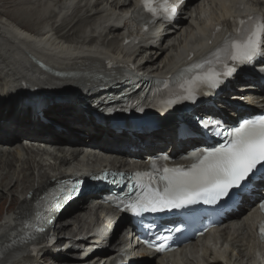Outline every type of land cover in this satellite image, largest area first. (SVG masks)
I'll use <instances>...</instances> for the list:
<instances>
[{"label":"bare ground","instance_id":"obj_1","mask_svg":"<svg viewBox=\"0 0 264 264\" xmlns=\"http://www.w3.org/2000/svg\"><path fill=\"white\" fill-rule=\"evenodd\" d=\"M0 1L8 6L4 10L7 7L0 4V193L11 199L19 194L16 208L6 211L0 220V264H68L71 259L97 264L92 258L104 255L109 256L105 264H114L119 258L131 264H261L252 233L254 211L236 216L212 235L171 253L168 261L142 252L135 238L112 236L116 215L106 210L109 217L103 219L97 208L99 195L106 192L102 188L95 195L79 198L61 215L55 231L62 235L60 243L66 239L62 246L72 242L73 247L53 251L46 246L29 248L26 235L19 237L16 247L3 249L2 244L21 231L37 200L58 176L95 170L101 165L128 166L133 160L128 155L145 158L167 147L178 151L200 145L192 141L186 147L189 140L176 141L175 118L163 119L161 128L151 132H129L102 124L86 106L88 97H82L97 95L98 75L84 82L44 75L34 64L36 59L53 69L84 71L111 58L134 64L146 76L171 74L190 52L199 55L210 48L202 38L212 26L240 13L259 10L264 14V0H202L194 10L187 9L194 1L188 0L174 26L158 24L147 33L135 27L141 14L134 0ZM208 8L212 13L202 19ZM107 33L114 36L107 40ZM17 34L29 41L20 40ZM125 34L131 39L126 50L121 46L123 39L119 40ZM144 56L147 59L141 62ZM24 84L37 86L48 95L57 94L58 99L28 103ZM253 93L256 99L264 97V87ZM132 146L138 147L139 153L132 152ZM73 210L78 215L72 220L71 231L69 222L62 227L60 222ZM129 224L126 217H119L121 229ZM98 225H103L101 236L83 237ZM109 234L112 237H107ZM105 243L112 246L103 247ZM98 244L101 247L96 250ZM93 248V255L86 254Z\"/></svg>","mask_w":264,"mask_h":264},{"label":"snow or ice","instance_id":"obj_2","mask_svg":"<svg viewBox=\"0 0 264 264\" xmlns=\"http://www.w3.org/2000/svg\"><path fill=\"white\" fill-rule=\"evenodd\" d=\"M141 3L154 16L162 15L166 19L173 18L179 8V4L171 0H141ZM232 24L234 33L241 35L230 36L223 47L216 50L215 61L205 60L192 66L193 70L201 71L194 72L181 100L195 101L196 89L201 84L219 88L224 78L236 71L235 67L219 59L221 52L227 53V59L240 63L251 62L257 56L264 57V17L233 18ZM215 63L222 64L223 70L218 71ZM205 65L208 67L205 68ZM175 102L169 101V104ZM201 123L205 129L220 126V122L214 120H203ZM214 134L221 135L220 132ZM223 135L227 137L225 143L193 152L191 158L195 162L186 169L183 166L168 167L166 164L157 167L154 162L151 172H137L135 175L142 192L125 208L141 215L144 212L183 208L198 201L215 204L221 198L228 197L233 189L249 188L257 177L264 182V116L245 119ZM162 159L167 160L168 157ZM79 183L77 181L76 185L66 189L63 199H71L78 191ZM36 219H39V213ZM260 231L264 235V226ZM158 250L163 251V246Z\"/></svg>","mask_w":264,"mask_h":264},{"label":"rangeland","instance_id":"obj_3","mask_svg":"<svg viewBox=\"0 0 264 264\" xmlns=\"http://www.w3.org/2000/svg\"><path fill=\"white\" fill-rule=\"evenodd\" d=\"M201 2H202V0H194V1H191L189 3V5H187V9H193L194 10L197 7V5L200 4ZM0 4H2L3 7H7L6 9L3 8L4 10H8V6L6 4H3L2 1H0ZM0 8H1V5H0ZM211 13H212V8H208V13L207 14L203 13L201 18L202 19L203 18L205 19ZM113 36L114 35L111 34V33L110 34L109 33L107 34V38L108 39H111V37H113ZM112 46H114V45H112ZM142 59H141V62H145V60L147 59V56H144ZM158 64H160V62H158ZM16 195L18 196L19 194L18 193L15 194V196L11 199L7 195L4 198L3 194L0 193V197H1L0 198V220L3 218L2 216H4V214L6 213V211H9V210H12V209H15L16 208V203H17V201H16L17 200ZM77 213L78 212H76V210L67 212L65 214V216H63L62 221L60 222L61 227H62L63 224H66V223L69 222L70 225H69L68 228H69V230L72 231V229H71L72 220H73L74 217H76L78 215ZM61 227H60V230H61ZM66 232H68V230ZM73 255H74V253H73Z\"/></svg>","mask_w":264,"mask_h":264}]
</instances>
